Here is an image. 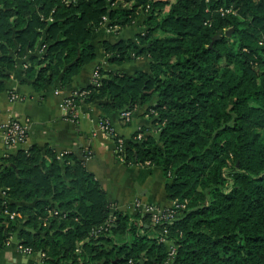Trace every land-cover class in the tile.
<instances>
[{
    "label": "trees",
    "instance_id": "16d2710c",
    "mask_svg": "<svg viewBox=\"0 0 264 264\" xmlns=\"http://www.w3.org/2000/svg\"><path fill=\"white\" fill-rule=\"evenodd\" d=\"M140 14L148 26L134 37L102 41L111 63L148 66H100L83 97L148 104L156 129L121 151L163 169L176 212L115 209L83 158L48 162L34 144L0 157V246L24 224L19 239L47 264H264V0H0V91L19 58L37 89L66 87L96 58L103 23Z\"/></svg>",
    "mask_w": 264,
    "mask_h": 264
},
{
    "label": "crops",
    "instance_id": "0c3cea01",
    "mask_svg": "<svg viewBox=\"0 0 264 264\" xmlns=\"http://www.w3.org/2000/svg\"><path fill=\"white\" fill-rule=\"evenodd\" d=\"M145 18L144 14H140L134 23L121 28L103 23L94 34L96 58L74 74L66 87L54 81L37 89L26 75V58H19L15 68L4 79L5 86L0 91V157L34 144L40 145L48 162L52 159L50 151L59 154L73 151L83 158L88 169L94 173L115 209L131 212L142 208L151 212L152 208H173L177 200L168 195V179L163 169L150 162L128 163L118 148L119 137L131 138L141 128H145L146 133L156 129L147 103L129 109L130 117L126 119L123 111L109 109L98 100L87 101L80 94L74 99L73 107L69 108L64 102L66 95L94 82L96 69L100 66L124 69L129 74L148 66L146 56L111 63L102 41L134 37L148 26ZM16 93L18 97L13 96ZM13 117H27L29 125L26 138L19 144L10 145L5 139L2 124ZM103 121L107 122V128L102 126ZM36 199H22L19 202L32 205ZM167 243L169 246L175 245L172 240ZM39 255V252L28 255L21 251L15 239L0 246V264H34L42 258ZM163 264H174V258H169Z\"/></svg>",
    "mask_w": 264,
    "mask_h": 264
},
{
    "label": "built area",
    "instance_id": "2783aa9c",
    "mask_svg": "<svg viewBox=\"0 0 264 264\" xmlns=\"http://www.w3.org/2000/svg\"><path fill=\"white\" fill-rule=\"evenodd\" d=\"M52 18V17H51ZM105 19H107V15H105ZM110 27H117L118 25H109ZM99 67L96 69V77H95V81L99 80ZM89 91V89L87 88H84L80 91H77V92H74V94H80V95H85L87 92ZM73 93L72 94H69V95H66L64 97V102L66 103V106H68L69 108L73 107L74 105V95ZM14 97H18L19 95L16 93L13 95ZM123 116L126 118V119H129L130 117V110H124L122 112ZM28 125H29V118H21V117H13V118H10L9 120L5 121L3 124H2V127L4 129V134H5V139L6 141L8 142V144L10 145H15V144H19L21 143V141H23L25 138H26V135H27V131H28ZM102 126L103 127H108V124L106 121H103L102 123ZM143 131H139L137 134H136V137L137 138H141L143 136ZM124 139L119 137L118 138V148L120 150V154L123 156V153H122V148L124 147ZM64 153V152H62ZM61 153V154H62ZM154 214V218L156 220H160L163 217H170V216H173L174 213L176 212V209L174 208H168V209H159V208H152L151 209ZM52 212H55V211H52ZM57 212V210H56ZM16 214L15 211H11L10 212V215L11 216H14ZM163 240H165L166 242H168L169 240L166 239L164 236L162 237ZM14 239H10L7 241V243L13 241ZM18 242V247L21 251L25 252L26 254L28 255H32V254H36L38 253L32 245L30 244H25L23 241H17ZM79 250V248H77ZM169 250L172 254L175 253L176 251V245H170L169 246ZM40 253V257H42L40 260L38 261H35L34 264H47L44 259H43V254L42 252H39ZM133 262V261H132Z\"/></svg>",
    "mask_w": 264,
    "mask_h": 264
},
{
    "label": "water",
    "instance_id": "95a60500",
    "mask_svg": "<svg viewBox=\"0 0 264 264\" xmlns=\"http://www.w3.org/2000/svg\"><path fill=\"white\" fill-rule=\"evenodd\" d=\"M219 35H221V33H218L216 36H219ZM150 211H152V210H150ZM23 227H24V224H20L19 227L17 228V230L15 231V235H14V239H15V240L20 241V239L18 238V236H19V232H20V230H21ZM27 228H30V227H27ZM30 229L33 230L32 227H31Z\"/></svg>",
    "mask_w": 264,
    "mask_h": 264
},
{
    "label": "rangeland",
    "instance_id": "374dc122",
    "mask_svg": "<svg viewBox=\"0 0 264 264\" xmlns=\"http://www.w3.org/2000/svg\"><path fill=\"white\" fill-rule=\"evenodd\" d=\"M233 29L232 28H226V30L224 31V33L231 35ZM254 102V101H253Z\"/></svg>",
    "mask_w": 264,
    "mask_h": 264
}]
</instances>
